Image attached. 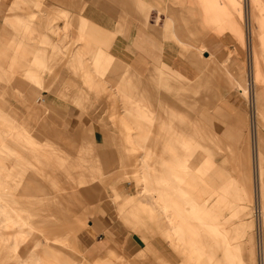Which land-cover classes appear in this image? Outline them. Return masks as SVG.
I'll return each mask as SVG.
<instances>
[{
  "label": "rangeland",
  "instance_id": "374dc122",
  "mask_svg": "<svg viewBox=\"0 0 264 264\" xmlns=\"http://www.w3.org/2000/svg\"><path fill=\"white\" fill-rule=\"evenodd\" d=\"M103 1L116 11L90 0H0V141L16 153L3 159L22 188V214L43 227L49 218L45 235L60 240L41 235L35 254L49 264H142L122 254L124 244L133 239L153 253L149 240L159 236L178 264H264V199L256 195L260 163L264 197V0ZM88 23L98 36L126 39L143 68L116 56L139 74L165 65L189 82L202 79L199 97L188 104L153 83L159 94L141 100L120 85L118 70L96 72L101 44L84 32ZM143 146L156 169L144 171V193L136 182ZM57 173L59 194L69 196L61 202L52 200ZM165 175L179 246L149 198L160 196ZM215 227L222 238H213ZM106 241L118 244L108 252L115 263H88ZM28 249L8 245L0 264L27 260Z\"/></svg>",
  "mask_w": 264,
  "mask_h": 264
},
{
  "label": "crops",
  "instance_id": "0c3cea01",
  "mask_svg": "<svg viewBox=\"0 0 264 264\" xmlns=\"http://www.w3.org/2000/svg\"><path fill=\"white\" fill-rule=\"evenodd\" d=\"M38 1V0H37ZM41 1V0H40ZM152 1L154 7L158 6V4L162 0H149ZM207 1V0H205ZM254 1V0H253ZM91 4L95 7H102L106 8V10H110L111 12H115L116 8H113L114 6L111 4H107V1L103 0H90ZM125 0H121L118 3H123V5H126L124 3ZM129 4V3H128ZM83 7V4L81 9ZM125 9H128L130 12L132 11V8L129 6H125ZM158 8V7H157ZM137 14V10L133 12V14ZM139 14V13H138ZM84 25V24H83ZM84 32L91 33L96 40H99L101 46L98 51L94 54V59L92 63H94L95 71L96 72H103V73H113L115 70H118L116 73V78L118 77L120 85L125 88L126 90H135L138 94V97L141 100H153L156 98V96L159 94L158 88L154 86L153 83H158V85H164L165 87H168L169 90H171L174 93L178 94V99L183 102H186L188 104H193L192 101L196 100L200 92H198L197 88H199L200 82L202 79L198 80L197 82H189L184 74H179L174 70L168 69L167 66H163V71H157L155 68H150L149 72L146 74H139L133 69H131L128 64L123 62L120 58L125 57V61H127L128 58L132 59V61L137 60V54H134L131 44L128 43V41L125 39L123 41H119L121 43H118L116 40H114L113 34H108L107 32H102L101 34H106L105 37L101 34L98 36L97 30H99L94 24L88 23V25H84ZM129 47V48H128ZM109 48L111 49L112 54L109 52ZM137 52V50H136ZM254 56L255 60L257 57V52L254 50ZM1 53V51H0ZM80 55V54H79ZM82 55V54H81ZM120 58H118L117 56ZM126 55H129L126 56ZM209 56H207L208 58ZM169 58L165 59V62H170ZM136 62V61H135ZM256 62V61H255ZM170 64V63H169ZM131 65V64H130ZM136 68L142 69L143 64L141 62L135 63ZM256 68V73H254L256 81L260 77L259 68ZM89 68H86L88 70ZM168 72L167 74L165 72ZM120 86V87H121ZM256 101L259 102V106L262 108V92L261 89L258 90V92L255 93ZM191 98V101L189 100ZM168 101V103L176 108L177 110H181L182 104L179 102H176V100H171L169 98H164ZM185 99V100H184ZM151 113V112H150ZM148 114V113H147ZM148 116V115H147ZM150 116V115H149ZM175 125H173L174 127ZM170 127L167 126L165 129L162 130H172L177 129V127ZM258 140V139H257ZM258 142V141H257ZM258 144V143H257ZM143 152L139 155L140 159L138 161V166L140 168L137 176V184L140 186V191L144 193V171L146 170V173H150L152 175V172H154L156 169L149 163L147 164L145 162L146 157L154 156V151H151V149L148 146H143ZM257 149V159L261 158V149H259L258 145H256ZM15 155L13 146L10 144V142L7 141V139H2L0 141V255L3 256L5 248L8 247V245L16 250L21 244H25L26 246H29L28 251V259L23 261L22 259L18 260L17 264H49L48 262H43L44 260L42 258H39L35 254V248L40 245L41 243V235L43 236L46 243H56V241H60L56 238H50L46 232L51 231L52 228L50 226H47V224H50L49 218H44L43 222H45V227L39 226V223H37L34 219L30 222L26 219L25 215L22 214L19 206V202L17 201L19 197H23L22 194V188L18 186L17 184H14V178L10 175L11 171H9V168L7 164L4 161L5 155ZM167 163V161L165 162ZM258 165V184H257V197L258 200L261 202L263 201L264 197L263 195V186H262V179H261V173L263 171L262 165L260 163H257ZM165 171H167L168 164L164 165ZM145 168V169H144ZM148 171V172H147ZM149 175V176H150ZM62 176V173H57L55 176H52L51 180V186H53V199L54 201L61 202L64 198L69 199L68 193L66 191H61V186L59 185L60 178ZM159 181L161 183V193L159 197H149L151 200V207L153 210L159 213V216H161L163 219H165L167 223V232L171 235L173 245L179 246V239H178V231L176 226V214L175 210H173V206H175L173 200L170 198L171 194V183L168 182V177L162 176L159 178ZM13 182V183H12ZM144 182V184H143ZM262 191V192H261ZM8 197H14L13 199H8ZM17 198V200H16ZM16 200V201H15ZM28 202V201H27ZM263 206L264 203L262 202ZM176 209V208H175ZM41 210V208L39 209ZM42 210L45 211L46 215L48 216L50 213L48 206L45 208L42 207ZM190 211V209H189ZM38 212V210H37ZM192 213V211H190ZM189 212V213H190ZM39 213V212H38ZM43 219V218H42ZM48 220V221H47ZM47 223V224H46ZM44 225V224H40ZM209 230L214 234L213 238L216 239L217 237H221V231L215 228H212ZM219 231V232H218ZM222 243V241L220 242ZM149 244L151 245V248L154 249V252L151 253L147 249L149 248H142L140 244L135 242L133 239H130V241H127L124 246V253H122L125 257L131 259V258H137L136 260L142 261V264H162V261H165L167 264H178L180 257H178L175 252L172 250V248L167 246V241H164L159 236H154L149 240ZM118 244H111L110 241H106L103 245H97L96 248L98 250H93V255L90 258H86L85 260L88 263H94V262H101L102 260H105L106 258L110 257V262L115 263V260L112 259V257L108 254L109 251H111V247L114 249ZM142 251L143 254H140ZM156 251V252H155ZM97 253V254H96ZM95 254V255H94ZM208 256V253H207ZM118 257V255H117ZM178 258V261L176 259ZM236 257L235 253L232 255L230 253V260H233ZM42 259V260H41ZM205 264H215L212 260L205 259Z\"/></svg>",
  "mask_w": 264,
  "mask_h": 264
},
{
  "label": "bare ground",
  "instance_id": "6f19581e",
  "mask_svg": "<svg viewBox=\"0 0 264 264\" xmlns=\"http://www.w3.org/2000/svg\"><path fill=\"white\" fill-rule=\"evenodd\" d=\"M1 206V205H0ZM259 206V205H258ZM256 207V206H255ZM255 209V208H254Z\"/></svg>",
  "mask_w": 264,
  "mask_h": 264
},
{
  "label": "built area",
  "instance_id": "2783aa9c",
  "mask_svg": "<svg viewBox=\"0 0 264 264\" xmlns=\"http://www.w3.org/2000/svg\"><path fill=\"white\" fill-rule=\"evenodd\" d=\"M264 263V262H263Z\"/></svg>",
  "mask_w": 264,
  "mask_h": 264
}]
</instances>
